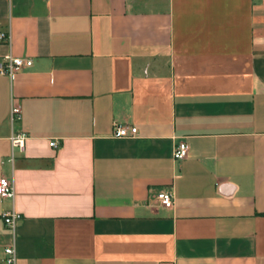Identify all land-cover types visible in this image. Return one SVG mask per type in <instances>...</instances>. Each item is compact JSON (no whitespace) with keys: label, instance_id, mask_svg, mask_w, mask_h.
I'll use <instances>...</instances> for the list:
<instances>
[{"label":"crops","instance_id":"obj_1","mask_svg":"<svg viewBox=\"0 0 264 264\" xmlns=\"http://www.w3.org/2000/svg\"><path fill=\"white\" fill-rule=\"evenodd\" d=\"M0 32L33 60L0 74V264H264V0H0Z\"/></svg>","mask_w":264,"mask_h":264},{"label":"built area","instance_id":"obj_2","mask_svg":"<svg viewBox=\"0 0 264 264\" xmlns=\"http://www.w3.org/2000/svg\"><path fill=\"white\" fill-rule=\"evenodd\" d=\"M9 34L0 32V41L8 42ZM33 65L31 58H21L8 55L0 62V74L10 77L11 80L15 78L17 73L23 69L30 68ZM22 117L21 107L13 103L10 113V119L12 122L20 120ZM139 135L138 128L135 126H128L119 122H116L113 129V137L121 138H134ZM27 135L25 133H15L11 137L13 148L22 149L25 146ZM52 147L57 146L55 140L50 142ZM189 153V145L186 141L178 143L173 152L174 159L182 160L187 157ZM15 195L14 181L7 177L0 178V201L13 198ZM155 204L163 208H172L174 206V195L172 191L162 190L156 194ZM21 218V215L16 211H6L3 214L4 223L14 232L17 221ZM17 254L16 245L13 243L4 248V257L2 264H16Z\"/></svg>","mask_w":264,"mask_h":264}]
</instances>
